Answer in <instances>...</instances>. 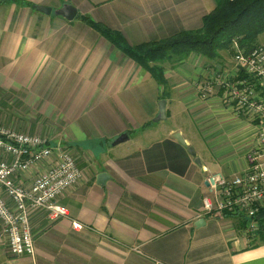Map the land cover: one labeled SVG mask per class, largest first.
I'll use <instances>...</instances> for the list:
<instances>
[{"label":"crops","instance_id":"crops-1","mask_svg":"<svg viewBox=\"0 0 264 264\" xmlns=\"http://www.w3.org/2000/svg\"><path fill=\"white\" fill-rule=\"evenodd\" d=\"M20 1L30 6L0 5V127L67 148L82 178L57 199L66 217L28 212L34 256L13 257L0 241V264H264V244L245 238L238 216L205 215L201 204L208 174L245 172L257 133L250 119L193 91L209 72L231 73V58L193 54L165 65L163 99L147 72L82 22L137 46L200 29L215 0ZM65 5L76 10L72 21L54 14ZM257 45L264 49V33ZM162 100L165 120L154 123ZM122 134L127 141L113 145ZM0 159L11 160L1 152ZM48 164L16 183L29 188ZM100 174L108 177L102 186Z\"/></svg>","mask_w":264,"mask_h":264},{"label":"built area","instance_id":"built-area-1","mask_svg":"<svg viewBox=\"0 0 264 264\" xmlns=\"http://www.w3.org/2000/svg\"><path fill=\"white\" fill-rule=\"evenodd\" d=\"M233 49L231 73L213 71L195 88L199 86L201 101L219 95L221 105L228 109L232 106L237 117L249 118L255 123L257 133L253 147L244 156L245 172L230 178L208 174L205 179L208 193L201 204L205 215H242L247 221L242 233L249 242H254L258 241L259 232H264V219H258L264 211V49L257 45L244 53L236 43ZM0 151L11 159H0V241L7 244L8 253L13 257H33L28 212L44 209L51 220L66 217V210L57 205V199L78 183L82 173L67 148L2 127ZM45 161L49 162L47 169L37 176L30 188L16 183L19 174ZM5 198L12 203V208ZM72 228L80 231L82 225L73 221Z\"/></svg>","mask_w":264,"mask_h":264},{"label":"trees","instance_id":"trees-1","mask_svg":"<svg viewBox=\"0 0 264 264\" xmlns=\"http://www.w3.org/2000/svg\"><path fill=\"white\" fill-rule=\"evenodd\" d=\"M22 3L30 6L20 0H0V5ZM82 22L147 72L163 89L162 98L165 99L168 91L165 65L177 66L191 54L207 62L216 60L221 52L230 51L233 55V43L244 53L257 46L258 38L264 33V0H215L214 9L203 17L200 29L182 31L168 39L137 46L129 45L121 33L105 25L87 18H82ZM234 216L239 217L243 230L247 221L242 215ZM258 242L264 244L263 231L258 234Z\"/></svg>","mask_w":264,"mask_h":264},{"label":"water","instance_id":"water-1","mask_svg":"<svg viewBox=\"0 0 264 264\" xmlns=\"http://www.w3.org/2000/svg\"><path fill=\"white\" fill-rule=\"evenodd\" d=\"M33 9H35L36 11H38L40 13L46 14V15H50V13H51L50 8L43 7V6H33ZM54 14L64 18L67 21H72L76 16V10L74 8H72L71 6L65 5L61 9L55 11ZM165 106H166V102L164 100H162L158 103V114L153 119L154 123L165 120ZM127 139H128V136L125 134H122L113 142V145L121 144V143L127 141ZM174 139L180 145H182L183 147H186L187 152L189 153V155L192 158L196 157L194 150L191 147L187 146V144L185 143L184 139L180 136V134H178V133L175 134ZM194 160H195V163L200 166V161L197 158H195ZM107 178L108 177L105 174L98 175L97 184L101 185V186L104 185ZM258 219L259 220L264 219V211L258 216ZM203 223H204V221L202 219H200V220L196 221L195 226L202 225Z\"/></svg>","mask_w":264,"mask_h":264},{"label":"rangeland","instance_id":"rangeland-1","mask_svg":"<svg viewBox=\"0 0 264 264\" xmlns=\"http://www.w3.org/2000/svg\"><path fill=\"white\" fill-rule=\"evenodd\" d=\"M232 49H233V47H232ZM233 55L230 53V51H229V53L228 52H221V54L222 55H228L229 56V58H231V62L233 63V59H234V49H233ZM238 53V51H236L235 52V54H237ZM191 55H193V54H191ZM190 55V56H191ZM189 56V57H190ZM199 56V55H198ZM205 59V58H204ZM187 60V59H186ZM206 60V59H205ZM185 61V60H184ZM184 61H182V62H184ZM181 62V63H182ZM232 69H233V66H232ZM231 69V70H232ZM222 71H224V69H222ZM211 75V72H209V73H207L206 75H205V77L202 79V80H200V81H198L197 83H199V82H201V81H203L206 77H208V76H210ZM196 83V84H197ZM195 84V85H196ZM199 86L197 87V88H193V91H194V93L196 94V96L200 99V97H199ZM218 96L219 95H213L212 96V98H217L218 99ZM211 98V99H212ZM220 102V101H219ZM232 113H234V111H233V107L232 106H230V109H229ZM239 117L240 118H243V119H249V118H246L245 116H243V115H239ZM3 128V127H2ZM8 130V129H7ZM11 131H13V130H11ZM14 132H16V131H14ZM18 133V132H17ZM20 134H24V133H20ZM26 135H28V134H26ZM31 136H35V135H31ZM40 138V137H39ZM48 142V141H47ZM49 143V142H48ZM50 144V143H49ZM50 145H52V144H50ZM251 147H253V146H251ZM1 152V151H0ZM2 153V152H1ZM36 167V166H35ZM40 174V173H39ZM39 174H37L36 176H35V178H34V180H33V182H32V184L29 186V188L33 185V183H34V181H35V179L37 178V176L39 175ZM20 185V184H19ZM21 186V185H20ZM23 188H25V187H23ZM25 189H28V188H25ZM7 200L9 201V199H6L5 198V201H6V203H7ZM0 226L2 227V225H1V221H0ZM1 227H0V233H1ZM6 246H7V244H6ZM8 250V249H7Z\"/></svg>","mask_w":264,"mask_h":264}]
</instances>
